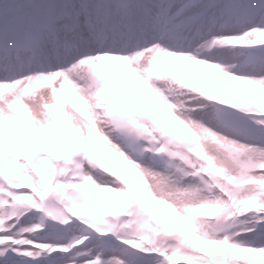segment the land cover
<instances>
[{"label": "snow or ice", "instance_id": "1", "mask_svg": "<svg viewBox=\"0 0 264 264\" xmlns=\"http://www.w3.org/2000/svg\"><path fill=\"white\" fill-rule=\"evenodd\" d=\"M0 264H264V0H0Z\"/></svg>", "mask_w": 264, "mask_h": 264}]
</instances>
